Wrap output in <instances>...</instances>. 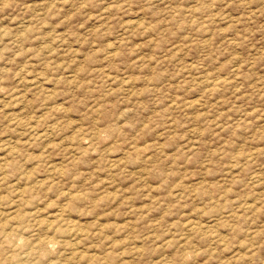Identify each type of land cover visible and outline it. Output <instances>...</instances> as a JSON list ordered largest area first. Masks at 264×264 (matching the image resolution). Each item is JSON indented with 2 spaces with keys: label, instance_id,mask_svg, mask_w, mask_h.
Wrapping results in <instances>:
<instances>
[{
  "label": "rangeland",
  "instance_id": "1",
  "mask_svg": "<svg viewBox=\"0 0 264 264\" xmlns=\"http://www.w3.org/2000/svg\"><path fill=\"white\" fill-rule=\"evenodd\" d=\"M0 215L34 264H264V0H0Z\"/></svg>",
  "mask_w": 264,
  "mask_h": 264
},
{
  "label": "bare ground",
  "instance_id": "2",
  "mask_svg": "<svg viewBox=\"0 0 264 264\" xmlns=\"http://www.w3.org/2000/svg\"><path fill=\"white\" fill-rule=\"evenodd\" d=\"M132 22H135V21H132ZM130 22V23H132ZM133 24V23H132ZM133 26V25H132ZM135 26V25H134ZM208 77V76H207ZM205 77L204 78V81H209L210 78H207ZM203 80V79H202ZM45 133V132H43ZM41 133L40 135L41 136H44V134ZM47 135V134H46ZM34 211L31 212V214H33ZM59 215H55V217H59L61 214L58 213ZM1 216V215H0ZM2 216L4 217V215L2 214ZM1 219V218H0ZM7 220V219H6ZM7 223V222H6ZM15 223V225L11 228L10 231H7V233L5 232L4 234V238H2L4 241L8 242L9 244V247H11V250H10V254H4L3 251H1L0 249V256L2 259H0V264H34L31 260V254H34L35 251H37V257L40 256L41 257H47V253L49 252V242L52 241V240H45L43 242H41V240L39 239L38 241L37 240H33L34 238L33 237H30L29 235L27 236H23L21 235V232H24V226L22 224V222H13ZM53 222H51L52 224ZM49 224V223H48ZM47 222L46 223H43V225H40L42 227H44V229H47V228H50L48 226ZM50 224V225H51ZM11 225V224H10ZM74 225L73 224H70V223H59L57 224L56 226L53 227L54 231L57 230L58 228L61 229V232L63 233V236H64V239L63 240H60V242L62 243L61 246L62 247H65L67 248L70 247L72 248L74 244V240L73 238H76L78 237V234H77V231L74 229L73 227ZM5 228V227H4ZM10 228V227H9ZM9 228H7L6 230H8ZM1 229V228H0ZM35 230V229H34ZM51 230V229H50ZM4 231V230H3ZM43 231V230H42ZM45 231V230H44ZM1 232V231H0ZM51 232V231H50ZM3 234V233H0V235ZM33 234H36V233H33ZM15 235L16 237H18V239L20 240L19 243H16V241L14 242V240L12 239V236ZM37 238V237H36ZM2 240V241H3ZM0 241V242H2ZM37 241V242H36ZM58 242V241H57ZM77 242V241H76ZM77 244V243H76ZM2 246V245H1ZM0 246V247H1ZM41 247H45V251L44 253L42 254L41 251H40V248ZM76 247V246H75ZM6 249V248H5ZM9 250V249H8ZM70 250V249H69ZM75 250V249H74ZM64 251V249H63ZM59 252V251H58ZM70 252V251H69ZM72 252V251H71ZM63 253V252H62ZM66 253V252H65ZM78 253V252H77ZM76 253V254H77ZM75 254V255H76ZM24 255L26 256L25 258H22L21 259V256ZM49 255V254H48ZM64 255V254H63ZM74 255V256H75ZM81 255V254H80ZM31 257V258H30ZM68 257V256H67ZM9 258V259H8ZM35 258V256H34ZM66 258V257H65ZM75 258V257H73ZM72 258V259H73ZM11 259V261H10ZM64 259V258H63ZM68 260V259H67ZM66 260V261H67ZM70 260V259H69ZM68 260V261H69ZM38 261V260H37ZM65 261V260H64ZM71 261V260H70ZM69 261V262H70ZM65 263V264H70V263ZM63 263V262H62ZM50 264V263H49Z\"/></svg>",
  "mask_w": 264,
  "mask_h": 264
}]
</instances>
